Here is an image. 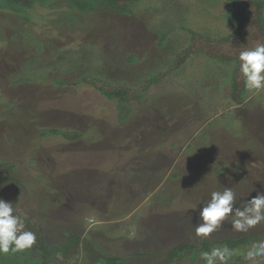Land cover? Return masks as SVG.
<instances>
[{
    "label": "rangeland",
    "instance_id": "rangeland-1",
    "mask_svg": "<svg viewBox=\"0 0 264 264\" xmlns=\"http://www.w3.org/2000/svg\"><path fill=\"white\" fill-rule=\"evenodd\" d=\"M228 7L225 0H142L121 15L104 6L80 13L55 0L0 12V162L14 164L23 185L18 212L46 245L77 234L132 264H151L180 243L264 236V221L237 233L230 218L206 238L195 235L213 191L232 188L236 206L264 191V91L247 90L244 105L232 103L233 65L204 54L167 71L190 31L210 39L233 31ZM261 17L264 25V8ZM159 74L125 122L123 103L77 82L96 78L139 97ZM51 129L55 135L41 138ZM60 132L84 137L70 143ZM117 181L130 196L112 204L134 198L135 207L114 220L99 210ZM20 253L14 264H42L36 247Z\"/></svg>",
    "mask_w": 264,
    "mask_h": 264
},
{
    "label": "trees",
    "instance_id": "trees-1",
    "mask_svg": "<svg viewBox=\"0 0 264 264\" xmlns=\"http://www.w3.org/2000/svg\"><path fill=\"white\" fill-rule=\"evenodd\" d=\"M55 0H0V12L2 11H19L31 8L35 3L39 5L47 4ZM65 1L71 9L77 12H95L100 6H104L110 11L125 15L129 6L142 0H58ZM229 7L224 13V18L235 25L233 31L222 38L210 39L201 34L190 31L189 45L179 52L169 66V73L176 71L184 65L191 55L204 54L208 59L220 63L232 64L233 73L230 79L229 98L236 105H244L247 89L244 87L243 79L239 73V52L245 48H252L257 43H264V25L262 22L261 12L264 8V0H225ZM165 36L164 34H160ZM161 37H158L159 42ZM89 77V76H88ZM160 74L149 79L146 88L141 85L139 88L140 96L133 95V90L127 87H111L107 83H102L96 78L79 79L77 82L91 84L97 91L101 92L108 100H116L119 104H124L127 115L124 119L120 115L119 121L125 122L131 111L132 101L143 99V93L156 84L160 79ZM64 83V82H61ZM75 84V83H74ZM118 104V105H119ZM47 131L42 134L41 138L53 136L56 133ZM54 131H56L54 129ZM49 133V134H48ZM48 134V135H46ZM60 134V135H59ZM59 136L67 141H76L81 138V134L75 132L73 135L60 132ZM39 135V134H38ZM45 135V136H44ZM15 166L11 162H0V199L13 203L14 214L20 216L25 221V230L33 231L37 236L36 247L42 257V264H132L125 257L112 255L100 250L94 242L88 238L81 237L77 234L68 238L66 243L59 246L46 245V242L39 229L27 218L18 212V206L23 195L22 180L18 179L14 172ZM174 177H177L173 173ZM264 239V236H225L216 239H201L197 243H180L172 246L163 253L161 258L151 264H204L200 259L202 252L210 251L213 246L227 245L235 250V254L229 261V264H246L243 259L245 250L254 242ZM21 255L20 252L0 254V264H14L12 257ZM135 256V253H131ZM37 264V263H36Z\"/></svg>",
    "mask_w": 264,
    "mask_h": 264
},
{
    "label": "clouds",
    "instance_id": "clouds-1",
    "mask_svg": "<svg viewBox=\"0 0 264 264\" xmlns=\"http://www.w3.org/2000/svg\"><path fill=\"white\" fill-rule=\"evenodd\" d=\"M239 73L244 87L250 92L264 91V43L239 52ZM237 233H247L264 221V191H258L251 199L236 206V193L230 187L213 191L210 199L199 210L197 237H208L226 219ZM37 243L36 233L25 230V221L14 214L13 203L0 199V254L16 253L32 249ZM235 250L227 245L213 246L202 252L204 264H229ZM246 264H264V239L252 243L244 252Z\"/></svg>",
    "mask_w": 264,
    "mask_h": 264
},
{
    "label": "crops",
    "instance_id": "crops-1",
    "mask_svg": "<svg viewBox=\"0 0 264 264\" xmlns=\"http://www.w3.org/2000/svg\"><path fill=\"white\" fill-rule=\"evenodd\" d=\"M84 136L82 135L81 136V138H83ZM63 140H65V139H63ZM79 140V139H78ZM78 140H76V141H78ZM66 142H70V143H72V142H76V141H67V140H65ZM99 170H102V167H100V168H98ZM110 171V170H109ZM101 174H103L102 172H100V177H102L103 175H101ZM111 173H109L108 175H110ZM15 175L17 176V174L15 173ZM115 177H111V181L114 179ZM133 179H134V177H133ZM97 180H99V178L97 179ZM105 180V178H100V184H102L103 183V181ZM110 183L111 182H109V185H110ZM133 185L135 184V183H133V182H131ZM117 186H119L118 187V191L115 189L114 191H111V194H110V197H108L107 199H105L104 200V202H106V204H102L103 206H102V209L101 210H99L100 212H104V210L106 209V211L107 212H110V213H112L111 214V216L110 217H113V219L114 220H116L117 219V217L118 218H121V217H124V216H126V215H128L129 213H130V211L132 212L133 211V207H135V205L134 204H132V202H134L135 201V199L134 198H132V199H127V200H125L124 202H122V203H120L119 205H117V206H114L112 203L113 202H116V200H118V198L121 196V195H125L126 197L127 196H130V193L127 191L126 192V188H124L123 189V191H122V189H121V185H120V183H119V181H117L113 186H111V189H109V190H113V188H115V187H117ZM106 190H108V188H105ZM108 190V191H109ZM102 193H104V189H103V187L102 188H98V189H96V191H95V194H98V199L97 200H95L96 202H100V200H101V197L99 196V195H102ZM118 193H119V195H118ZM116 196H118V197H116ZM109 201H110V203H109ZM111 204H112V206H111ZM96 211V210H95ZM96 212H98V211H96ZM134 212L136 213L137 212V210H134ZM99 213V212H98Z\"/></svg>",
    "mask_w": 264,
    "mask_h": 264
}]
</instances>
